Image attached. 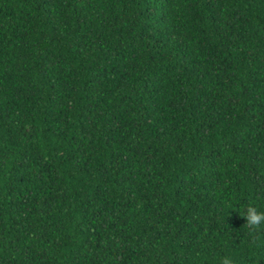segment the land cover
<instances>
[{"label":"trees","instance_id":"16d2710c","mask_svg":"<svg viewBox=\"0 0 264 264\" xmlns=\"http://www.w3.org/2000/svg\"><path fill=\"white\" fill-rule=\"evenodd\" d=\"M264 0H0V264H264Z\"/></svg>","mask_w":264,"mask_h":264},{"label":"clouds","instance_id":"9594fccd","mask_svg":"<svg viewBox=\"0 0 264 264\" xmlns=\"http://www.w3.org/2000/svg\"><path fill=\"white\" fill-rule=\"evenodd\" d=\"M240 215L247 221L244 227L248 229L250 235L264 227V212L259 211L255 205L249 204ZM220 264H233V260L225 256L221 259Z\"/></svg>","mask_w":264,"mask_h":264}]
</instances>
